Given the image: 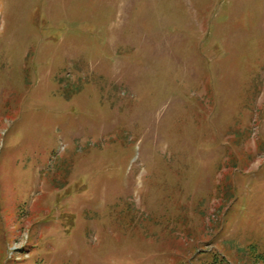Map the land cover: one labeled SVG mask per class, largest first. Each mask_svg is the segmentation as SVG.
I'll list each match as a JSON object with an SVG mask.
<instances>
[{"label": "rangeland", "instance_id": "rangeland-1", "mask_svg": "<svg viewBox=\"0 0 264 264\" xmlns=\"http://www.w3.org/2000/svg\"><path fill=\"white\" fill-rule=\"evenodd\" d=\"M0 264H264V0H0Z\"/></svg>", "mask_w": 264, "mask_h": 264}]
</instances>
